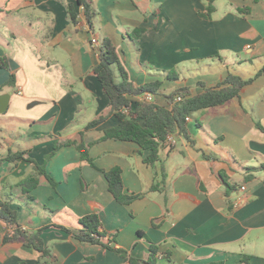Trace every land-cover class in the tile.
Wrapping results in <instances>:
<instances>
[{
	"label": "crops",
	"instance_id": "obj_1",
	"mask_svg": "<svg viewBox=\"0 0 264 264\" xmlns=\"http://www.w3.org/2000/svg\"><path fill=\"white\" fill-rule=\"evenodd\" d=\"M88 1L92 28L81 7L71 21L67 6L76 0L0 3V63L8 66L0 67V95H10L0 114V199L23 230H42L52 264H129L73 236L89 214L117 234L113 249L136 259L154 244L157 264H240L245 255L264 264V76L240 98L194 113L192 141L175 133L154 166L135 142L101 140L118 125L115 115L88 128L109 112L93 74L105 39L136 88L162 82L154 103L166 106L180 87L200 94L199 83L214 88L229 74L249 79L264 68V0H214L211 13V0ZM81 142L92 163L81 158ZM15 153L23 156L5 159ZM116 166L126 192L143 198L115 199L104 171ZM225 182L235 188L228 198ZM8 232L0 221V264H38L34 249L4 242Z\"/></svg>",
	"mask_w": 264,
	"mask_h": 264
},
{
	"label": "trees",
	"instance_id": "obj_2",
	"mask_svg": "<svg viewBox=\"0 0 264 264\" xmlns=\"http://www.w3.org/2000/svg\"><path fill=\"white\" fill-rule=\"evenodd\" d=\"M213 2L214 0H211V4L207 10L208 13H211L214 9ZM76 6L84 9L86 20L92 28L96 13L91 3L88 0H76V3L68 4L69 17L75 23L78 17ZM99 56L100 62L93 69V74L100 81L105 94L110 100L109 112L105 116L93 121L88 128L100 123L109 116L115 115L119 119L118 125L107 130L101 140L115 139L137 143L142 151L150 152L145 162L151 166H154L159 161L161 148L172 146L168 141L169 136L177 133L186 140L192 141L187 124L194 113L222 107L233 99L240 98L241 92L245 87L253 84L259 77L264 76V68L256 76L249 79L229 74L222 83L214 88H207L203 83H199V86L204 88V91L200 94H194L188 86L178 88L175 92L166 96V106L146 102L133 105L130 100L131 97L140 96L147 92L158 95L162 82L156 81L152 84L136 88L130 82L127 72L120 63L117 48L109 39H105L102 42ZM0 67L8 68L4 63H0ZM115 68L120 72V82L115 75ZM14 80L15 77L12 75L9 84L12 85ZM177 97H181L182 102L174 104V100ZM125 109H129L128 113H123ZM258 127L264 131L263 126L258 124ZM78 149L83 161L92 163L89 157L88 146L81 142L78 145ZM22 156V153L9 154L5 159L10 162H16ZM262 169L264 170V166H262ZM247 170L251 171V168ZM104 175L109 184V191L120 204L130 205L134 201L144 197V194H130L126 192L120 167L116 166L108 171H104ZM250 178H253V176H249ZM164 180L165 174L163 173ZM225 185L226 196L228 198L235 188L227 182H225ZM158 188V185H153L151 190L154 191ZM0 221H3L9 228V232L4 237L5 243L21 242L24 246L34 249L39 254L38 264H52L54 255L51 254V251L46 246L42 237V230L36 232L23 230L18 223L17 211L12 208L10 203L1 199ZM79 224L81 228L77 233H73V236L80 242L100 245L106 249L115 250L122 257L128 258L129 264H157L158 247L154 244H151L150 255L145 260L133 258L124 250L113 249L111 245L116 241L117 234H110L103 230L99 215L89 214L79 220ZM251 259L252 256L245 255L240 264H251ZM209 264L225 263L220 261Z\"/></svg>",
	"mask_w": 264,
	"mask_h": 264
},
{
	"label": "built area",
	"instance_id": "obj_3",
	"mask_svg": "<svg viewBox=\"0 0 264 264\" xmlns=\"http://www.w3.org/2000/svg\"><path fill=\"white\" fill-rule=\"evenodd\" d=\"M92 44L93 45H97L98 44V41H97L96 38L92 39ZM154 101H155L154 94L147 92V93H144L143 95H140L139 96L138 103H140V102L154 103ZM181 102H182V98L181 97H177L174 100V104H179ZM138 103H136V104H138ZM128 111H129V109H125L123 112L124 113H128ZM172 136L173 135L169 136V138H168V141L170 142V144H174L175 143L174 138ZM241 190L242 191H245L246 190V187L245 186H242L241 187ZM236 205H237V202H236Z\"/></svg>",
	"mask_w": 264,
	"mask_h": 264
},
{
	"label": "water",
	"instance_id": "obj_4",
	"mask_svg": "<svg viewBox=\"0 0 264 264\" xmlns=\"http://www.w3.org/2000/svg\"><path fill=\"white\" fill-rule=\"evenodd\" d=\"M9 99V94L0 95V114L4 113L7 110L9 105Z\"/></svg>",
	"mask_w": 264,
	"mask_h": 264
},
{
	"label": "rangeland",
	"instance_id": "obj_5",
	"mask_svg": "<svg viewBox=\"0 0 264 264\" xmlns=\"http://www.w3.org/2000/svg\"><path fill=\"white\" fill-rule=\"evenodd\" d=\"M6 0H0V3L2 4V3H4ZM13 1H15V0H13Z\"/></svg>",
	"mask_w": 264,
	"mask_h": 264
}]
</instances>
